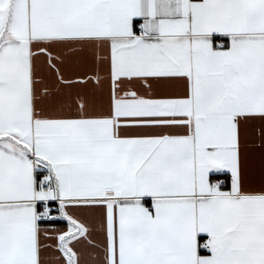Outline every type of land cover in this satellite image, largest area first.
<instances>
[{"label":"snow or ice","instance_id":"snow-or-ice-1","mask_svg":"<svg viewBox=\"0 0 264 264\" xmlns=\"http://www.w3.org/2000/svg\"><path fill=\"white\" fill-rule=\"evenodd\" d=\"M0 264H264V0H0Z\"/></svg>","mask_w":264,"mask_h":264}]
</instances>
